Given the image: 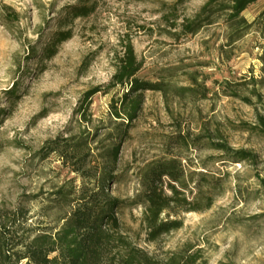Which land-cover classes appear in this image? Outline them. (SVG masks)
<instances>
[{"label": "rangeland", "instance_id": "rangeland-1", "mask_svg": "<svg viewBox=\"0 0 264 264\" xmlns=\"http://www.w3.org/2000/svg\"><path fill=\"white\" fill-rule=\"evenodd\" d=\"M177 0H0V217L19 205L28 211V226L40 220L43 193L75 175L53 156L39 161L36 152L48 140L66 138L85 128L76 109L82 95L100 91L91 99L88 114L92 125L107 124L109 102L124 91L109 87L121 43L130 40L142 67L137 78L167 81L188 86L186 74L196 73L208 90L207 99L194 104L172 102L165 108L161 94L146 92L138 119L119 153L117 179L111 194L131 200L139 190L138 170L146 163L177 152L172 140L176 126L196 133L203 122L215 126L234 148L253 150L259 164L222 165L212 151L187 153L190 169L227 176L225 193L212 208L202 213L182 215L181 229L147 243L142 209L124 207L118 218L129 240L156 259L193 246L200 250L205 264H264V194L254 174L264 179V137L249 134L242 123L253 124V107L229 97L226 83H257L234 86L247 94L253 86L264 97V35L257 30L225 48L227 29L218 23L203 28L195 36L172 39L161 16ZM207 0H188L177 7L178 18H191ZM92 7L86 18L64 22L71 6ZM264 9V0L249 6L241 16L251 23ZM7 12L18 19L9 22ZM70 30L71 36L56 47L51 57L45 46L58 31ZM253 102L255 99L252 98ZM184 163V161H183ZM201 164H204L202 166ZM205 170H204V169ZM76 180V184L79 185ZM237 185L243 197L237 196ZM249 194L250 197H246ZM27 226V225H26ZM27 226V227H28Z\"/></svg>", "mask_w": 264, "mask_h": 264}, {"label": "trees", "instance_id": "trees-1", "mask_svg": "<svg viewBox=\"0 0 264 264\" xmlns=\"http://www.w3.org/2000/svg\"><path fill=\"white\" fill-rule=\"evenodd\" d=\"M187 1L177 0L169 6V12L161 16L171 29L164 30L165 34L172 39L195 36L203 28L221 22L227 33L220 49L229 60L230 49L225 48H231L254 28L264 35V9L251 23L241 16L258 0H207L194 16L180 19L177 7ZM92 9L71 6L66 9L63 21L71 23L86 18ZM5 19L13 22L18 15L7 12ZM70 36V30L56 32L44 48L47 57L54 55L56 47ZM120 45L121 54L116 58L108 88L121 87L124 91L109 102L107 124L102 128H88L92 125L88 114L91 99L100 91L88 90L76 109L79 122L85 128L66 138L48 140L36 152L39 161L53 156L75 177L52 186L45 197L41 192L25 197L31 201L41 197L40 220L34 227L28 226L30 218L22 205L10 212V216L0 217V264H205L201 251H193L191 245L156 259L129 240L118 215L124 207H140L145 241L155 243L181 229L182 215L210 210L226 191L227 176L191 171L190 160L185 154L212 151L216 155L213 159L222 165L247 164L253 168L258 167V155L251 149L232 147L219 127L210 130L208 122H203L196 133L178 124L172 139L177 144V152L167 150L163 158L146 163L138 170L140 187L133 199L120 200L113 196L110 188L117 179L120 148L142 112L144 94H161L165 108L171 112L172 102L194 104L207 99L209 93L196 73L186 74L188 86L138 79L142 64L130 40L127 38ZM250 83L254 85L257 81L226 83L225 89L229 97L253 107L254 123H242L243 130L264 137V97L259 88L253 86L247 94H241L234 87ZM254 177L264 194V179L257 173ZM236 194L243 197L238 185ZM246 197H250L249 194Z\"/></svg>", "mask_w": 264, "mask_h": 264}]
</instances>
